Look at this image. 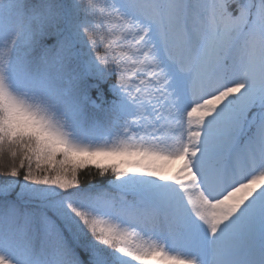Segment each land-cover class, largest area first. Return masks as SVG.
Returning a JSON list of instances; mask_svg holds the SVG:
<instances>
[{
	"label": "snow or ice",
	"instance_id": "snow-or-ice-1",
	"mask_svg": "<svg viewBox=\"0 0 264 264\" xmlns=\"http://www.w3.org/2000/svg\"><path fill=\"white\" fill-rule=\"evenodd\" d=\"M7 159L0 264H264V0H0Z\"/></svg>",
	"mask_w": 264,
	"mask_h": 264
},
{
	"label": "trees",
	"instance_id": "trees-1",
	"mask_svg": "<svg viewBox=\"0 0 264 264\" xmlns=\"http://www.w3.org/2000/svg\"><path fill=\"white\" fill-rule=\"evenodd\" d=\"M10 159L7 160H0V164H4V163H10ZM87 176V174L85 172H81V179H85Z\"/></svg>",
	"mask_w": 264,
	"mask_h": 264
},
{
	"label": "rangeland",
	"instance_id": "rangeland-1",
	"mask_svg": "<svg viewBox=\"0 0 264 264\" xmlns=\"http://www.w3.org/2000/svg\"><path fill=\"white\" fill-rule=\"evenodd\" d=\"M174 167V166H173Z\"/></svg>",
	"mask_w": 264,
	"mask_h": 264
}]
</instances>
